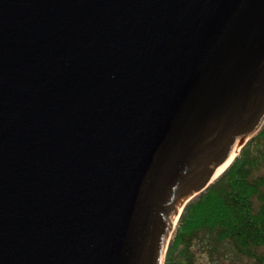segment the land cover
Returning a JSON list of instances; mask_svg holds the SVG:
<instances>
[{
    "label": "water",
    "instance_id": "water-1",
    "mask_svg": "<svg viewBox=\"0 0 264 264\" xmlns=\"http://www.w3.org/2000/svg\"><path fill=\"white\" fill-rule=\"evenodd\" d=\"M264 127V0H0V264H164Z\"/></svg>",
    "mask_w": 264,
    "mask_h": 264
},
{
    "label": "trees",
    "instance_id": "trees-1",
    "mask_svg": "<svg viewBox=\"0 0 264 264\" xmlns=\"http://www.w3.org/2000/svg\"><path fill=\"white\" fill-rule=\"evenodd\" d=\"M230 247L264 264V127L185 206L164 264H195L200 253Z\"/></svg>",
    "mask_w": 264,
    "mask_h": 264
},
{
    "label": "rangeland",
    "instance_id": "rangeland-1",
    "mask_svg": "<svg viewBox=\"0 0 264 264\" xmlns=\"http://www.w3.org/2000/svg\"><path fill=\"white\" fill-rule=\"evenodd\" d=\"M246 144H244L243 147ZM243 147H241L240 151L238 153H236V156L240 154V152H241ZM236 156H235V158H236ZM218 177H220V176H218ZM181 214H182V212H181ZM181 214H180V216H181ZM180 216L177 219L176 229H175V232L173 233V236H172L171 240L175 237ZM171 240H170V242H171ZM169 245H170V243H169ZM223 249H220L219 252H214L213 254H211L210 252L200 253L199 258H197V260L195 261V264H254L250 258L245 257V256L237 255L232 250L231 247L228 248L227 250L226 249L223 250ZM166 254H167V252H166ZM165 259H166V255H165Z\"/></svg>",
    "mask_w": 264,
    "mask_h": 264
},
{
    "label": "bare ground",
    "instance_id": "bare-ground-1",
    "mask_svg": "<svg viewBox=\"0 0 264 264\" xmlns=\"http://www.w3.org/2000/svg\"><path fill=\"white\" fill-rule=\"evenodd\" d=\"M236 156V152H234L231 157L228 159V161L222 165L220 168L217 169L216 173H215V178H217L218 176H220L225 170L226 168L231 164V162L234 160ZM230 161V162H229Z\"/></svg>",
    "mask_w": 264,
    "mask_h": 264
},
{
    "label": "snow or ice",
    "instance_id": "snow-or-ice-1",
    "mask_svg": "<svg viewBox=\"0 0 264 264\" xmlns=\"http://www.w3.org/2000/svg\"><path fill=\"white\" fill-rule=\"evenodd\" d=\"M230 162V161H229Z\"/></svg>",
    "mask_w": 264,
    "mask_h": 264
}]
</instances>
